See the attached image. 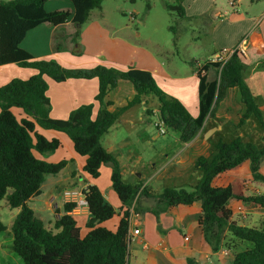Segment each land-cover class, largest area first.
<instances>
[{
    "label": "trees",
    "instance_id": "trees-1",
    "mask_svg": "<svg viewBox=\"0 0 264 264\" xmlns=\"http://www.w3.org/2000/svg\"><path fill=\"white\" fill-rule=\"evenodd\" d=\"M69 1L73 12L67 9L48 12L45 8L48 0L0 1V65L16 64L37 71L28 80L16 78L0 87V202L6 200L11 209H20L12 225V251L24 264H128L131 210L135 213L152 212L159 217L169 208L200 204L199 223L205 244L212 252L229 249L237 242L247 243L250 247L237 253L232 264H264V219L259 227L241 225L232 220L230 207V202L237 200L264 208V195H246L243 181L234 175L248 166L253 179L264 182L261 173L264 162L263 114L245 82L246 65L242 54L233 53L221 70L220 64L204 62V73L197 75L199 115L193 117L182 102L158 87L148 70L134 67L121 70L104 65L70 69L54 59H37L24 50L21 44L28 32L43 24L62 27L71 21L77 27L75 38H78L79 29L88 22L92 11L100 10L104 3V0ZM167 8L178 18H186L182 0H176ZM176 28L175 25L170 27L175 36ZM64 39V34L56 35L54 50H61ZM259 67H264V62ZM211 68L217 70L214 80L207 75ZM46 78L58 83L71 79H97L99 92L95 101L101 106L97 118L92 117L93 104L77 108L67 120L52 118ZM122 80L133 85L135 97L126 107L111 112L107 96ZM235 87L244 105L238 128L244 127L250 119H256L263 129L261 145L239 136L231 141L220 139L211 147L208 157L196 159L194 168L200 177L191 190L167 187L156 194L147 186L124 181L118 157L108 152L101 140L126 109L142 103L153 104L151 100L156 98V109L147 108V115H157L166 128L178 134L180 143L187 144L205 128L207 121L215 116L218 105ZM13 109L22 110L26 117L18 119ZM38 126L68 136L75 152L86 158L84 172L92 179L100 177L103 165L111 167L112 187L123 210L116 231L101 226L113 219L117 211L96 185H88L83 190L90 213L86 236L81 235V228L70 215L76 206L73 203L64 204V214L56 213L52 228L46 227L36 216L30 203L42 195L46 177L58 175L69 163L67 160L50 163L36 155L52 154L62 146L59 139L49 140L40 134ZM142 199L152 201L155 208L141 210ZM6 230V225L0 221V234ZM228 234L232 237L230 240H226ZM189 264L195 262L189 260Z\"/></svg>",
    "mask_w": 264,
    "mask_h": 264
},
{
    "label": "crops",
    "instance_id": "crops-1",
    "mask_svg": "<svg viewBox=\"0 0 264 264\" xmlns=\"http://www.w3.org/2000/svg\"><path fill=\"white\" fill-rule=\"evenodd\" d=\"M0 1L7 2L10 0ZM171 1L173 4L176 2V0ZM182 5L186 11V18L184 20L209 27L211 30L212 46L209 51L210 56L208 58L203 56L204 62L211 61L217 53L225 49L235 50L242 54V61L246 65L244 79L257 100L264 121V67H259L264 62V0H182ZM45 8L48 12L64 9L73 12V5L69 0H48ZM100 10L102 13L101 22L106 29H110L111 26L106 20L104 9L101 8ZM94 11H92L90 19L95 15L93 14ZM72 26L71 21L62 27H53L49 24L40 25L28 32L21 47L37 59H54L62 66L70 69H90L98 65L115 67L121 70H128L130 68V66L121 65L115 59L105 60L106 58H103L104 60H102L94 58L93 56H89L85 51L77 50V53L81 54L72 57L70 53L75 52L71 37L75 29L74 27L71 28ZM60 29L62 31L65 30L67 33L64 34L65 39L63 40L67 42V45L63 50L56 51L54 50L56 35H58ZM195 62L198 63L196 60ZM138 69L150 71L157 80V83L167 94L174 96L182 102L193 117H198L199 79L197 69L187 79L186 76L163 75L157 68ZM35 74H37V71L22 68L16 64L0 65V87L7 85L11 80L16 78L28 80ZM207 75L210 80H214L217 77V70L211 68L207 72ZM46 80L49 86L47 95L51 102L50 116L52 118L67 120L74 110L88 104L94 105L92 117L93 119L97 118L101 108L100 104L95 101L99 92V81L97 79H71L61 83L49 78H46ZM135 94V89L130 82L120 81L117 87L111 90L107 96V100L111 103L108 110L117 112L126 107L133 100ZM140 105L146 106L145 103ZM134 109L135 106L126 109L121 114L117 123L126 124L128 128H133L136 124V112ZM243 111L244 105L240 100L238 88L230 89L227 97L218 105L215 116L207 121L205 128L190 143L182 144L179 140H176L174 142L176 145L175 151H171L173 147L169 145L161 149V152L158 154L166 152L165 163H163L164 161L162 162L163 158L157 159L158 162H162L159 169L163 173L161 177L182 182L187 186L191 185L189 186L191 188L194 187L200 177V174L194 168L196 159L201 156L208 157L210 155L211 147L224 138V134L222 133L229 124L238 127ZM13 112L18 119L26 117L25 113L20 109H13ZM250 123H252V119L248 121L245 127H248ZM251 130H258L256 124L251 126ZM37 131L49 140L59 139L62 146L52 154L36 155L40 159L50 163H58L62 160L69 161L64 170H70L68 174L75 178L78 174H81L84 181V184L76 190L83 191L88 185L98 186L105 199L117 211L113 219L103 223L101 226L111 231H116L122 219L123 210L122 203L118 196H116L117 194L114 193L112 183L109 181L112 173L111 167L103 165L101 174L102 177L104 175V178L100 180H98L99 178L92 179L84 172L86 158L79 156L75 152L74 145L68 136L55 131L45 130L39 126L37 127ZM109 133L101 140L103 147L118 157L124 181L135 185L139 184L137 181L141 182L144 175L142 173L138 174L137 170L147 171V169H151L152 167L156 168L157 164L151 166L155 157H149L148 164L142 165L144 152H140L134 148L131 139L126 137L119 142H115L112 139H108ZM258 134L262 138L261 143L258 145H261L263 143V132L259 131ZM238 136L245 141L251 142L245 136L242 129L238 130ZM104 142L107 145H104ZM65 148L67 150L66 154L63 152ZM189 162L192 163L194 171L199 174L196 180H194L193 175H190L189 166H184ZM173 166H176L177 170H172ZM245 168L249 170V174L251 175L248 166L239 169L234 175H237L243 181L246 195H264V182L255 181L252 175L250 179L246 180V183L244 182L245 178H243L242 171ZM169 171H172V173H169V176L165 178L164 174ZM261 173L264 176V165L261 166ZM135 175L136 179L133 177ZM46 182L47 179L42 185V195L30 203V207L34 210L36 216L41 219L42 217L36 213L34 203L37 199L47 195L49 197V204L46 208L54 210L55 220L57 212L60 215L64 214L63 206L67 203L64 197L66 189L61 191V193H56L52 188L44 189ZM57 182L52 181L54 185H57ZM145 186L148 187V185H143V187ZM150 192L159 194V191L150 190ZM0 207L6 209L7 206ZM230 207L233 210L232 220L237 221L241 225L259 227L264 219V208L258 205L232 200ZM147 208H155L153 202L142 199L140 209L146 210ZM7 213L11 214V221L6 225V233L13 243L12 225L16 216L20 213V209H14ZM131 214L130 236L132 239L129 242L128 264H189V260H193L195 264H232L237 253L250 247L247 243L237 242L229 249L222 248L216 253L212 252L205 244L202 227L199 223L201 217L200 204H195L189 208H169L161 213L159 217H156L152 212L135 213L131 210ZM70 215L74 217L81 228V235L83 237L86 236L88 233L86 224L90 219L89 208L83 207L77 212H71ZM53 224L50 223L48 228H52ZM136 229L140 230L138 236L134 235V230ZM2 234H0V254L7 255L16 264H21L18 259L9 253V250L5 249V240ZM186 237L189 240H186ZM231 238V235L228 234L226 240H230Z\"/></svg>",
    "mask_w": 264,
    "mask_h": 264
},
{
    "label": "rangeland",
    "instance_id": "rangeland-1",
    "mask_svg": "<svg viewBox=\"0 0 264 264\" xmlns=\"http://www.w3.org/2000/svg\"><path fill=\"white\" fill-rule=\"evenodd\" d=\"M167 5H173V2L171 0H135V2L131 0H104L102 8L105 11L106 20L111 28L106 29L104 27L101 22V10H95L93 13L95 15L79 29L80 35L78 38H75L77 27L75 25L71 27L75 29L74 33L71 34L74 46L73 50L75 52L68 53L72 54V57H75L81 54L77 53V50L85 51L89 56L97 59H115L121 65L136 68H157L163 75L186 76L187 79L193 74V71L204 64L203 56L206 58L210 56L209 51L212 46L211 30L209 27L200 26L198 23L178 18L174 12H171L167 8ZM173 25L177 27L176 36L170 30V27ZM63 34L67 33L65 30L62 31L60 29L58 36ZM61 43V50H63L67 42L62 40ZM195 60L198 61L197 64ZM155 81L157 83L156 79ZM157 85L162 89L158 83ZM171 85L174 86L173 84ZM152 102L153 104L146 106H135V126L128 128L126 124L117 123L111 129L108 139H112L115 142H119L126 137L131 139L133 147L140 152H144L142 165L148 164L149 157H155L151 166L157 164L156 168L152 167L151 169H147V171L137 170L138 174L142 173L144 175L141 182L137 181L140 185H148L150 190L159 191V193L167 187H182L191 190L192 188L189 187L191 185L187 186L182 182L161 177L163 173L159 169L162 165L161 163L165 160L166 152L163 154L158 153L161 152L163 147L168 145L173 147L171 151H175L176 145L174 142L179 140V136L175 131L166 127V133L164 135L160 133L157 128V124L160 121L158 116H148L146 113V107L156 109L155 104L158 102L157 99L154 98L151 100ZM254 124H256L259 131L263 132L258 121L252 118V123L248 127L238 128L233 124H229L222 133L224 134L222 140H233L238 136V130L242 129L245 136L251 142L260 144L262 138L259 137V131L251 130V126ZM104 145H107V143L105 144L104 142ZM63 152L67 153L66 148ZM158 158H163L162 162H158ZM189 163L184 166H189L190 175H193L194 180H196L199 174L194 171L192 163ZM262 165H264V162ZM175 167L173 166L171 169L177 170ZM69 171L66 169L62 170L58 175H48L44 189L52 188L56 193H61L65 189H79L84 184L82 175L78 174L76 178L71 177L68 174ZM169 173H172V171L165 173V178L169 176ZM242 173L243 178H245L244 182L246 183V180L251 178L249 170L245 168ZM133 177L134 179L137 178L136 175ZM103 178L104 175L102 177L101 174L98 180ZM52 181H58V184L54 185ZM109 181L111 182V176ZM48 198L45 195L34 203L36 213L42 217L41 219L46 227H49L50 223L53 224L55 221L54 210L46 208L49 204ZM0 206H7L6 209L0 207V221L7 225L11 221V214L7 212H11L14 209L9 207L6 200H3ZM82 229L85 230L84 228ZM2 236L5 240V249L9 250V253L23 264V260L11 249V238L6 232ZM0 264L16 263L13 259H9L7 255L0 254Z\"/></svg>",
    "mask_w": 264,
    "mask_h": 264
},
{
    "label": "built area",
    "instance_id": "built-area-1",
    "mask_svg": "<svg viewBox=\"0 0 264 264\" xmlns=\"http://www.w3.org/2000/svg\"><path fill=\"white\" fill-rule=\"evenodd\" d=\"M233 4V3H232ZM235 50H222L219 53H217L214 58L211 60L212 63L220 64V70L224 67V65L227 63V61L230 59L233 53H235ZM203 64L197 68V74L201 73L203 74ZM157 128L159 129L160 133L164 135L166 133L164 123L159 121V124H157ZM64 197L67 201V203H73L75 204V208L72 212H77L83 207H88V202L84 196L83 191L79 190H65L64 191ZM140 234V230L136 229L134 230V235L138 236ZM129 239H132V237L129 234ZM186 240H189V238L186 237Z\"/></svg>",
    "mask_w": 264,
    "mask_h": 264
}]
</instances>
